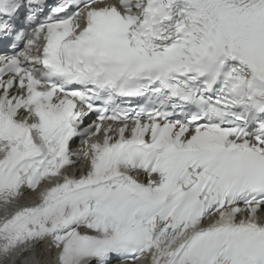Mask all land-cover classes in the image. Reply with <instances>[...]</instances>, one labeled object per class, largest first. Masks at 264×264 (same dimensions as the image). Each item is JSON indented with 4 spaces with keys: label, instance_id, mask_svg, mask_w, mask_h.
<instances>
[{
    "label": "snow or ice",
    "instance_id": "obj_1",
    "mask_svg": "<svg viewBox=\"0 0 264 264\" xmlns=\"http://www.w3.org/2000/svg\"><path fill=\"white\" fill-rule=\"evenodd\" d=\"M0 264H264V0H0Z\"/></svg>",
    "mask_w": 264,
    "mask_h": 264
}]
</instances>
